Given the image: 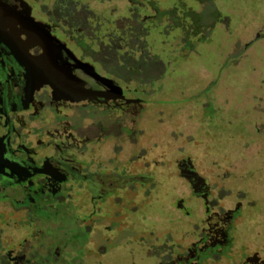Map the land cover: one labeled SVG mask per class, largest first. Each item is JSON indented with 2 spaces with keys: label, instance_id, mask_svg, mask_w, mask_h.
<instances>
[{
  "label": "flooded vegetation",
  "instance_id": "flooded-vegetation-1",
  "mask_svg": "<svg viewBox=\"0 0 264 264\" xmlns=\"http://www.w3.org/2000/svg\"><path fill=\"white\" fill-rule=\"evenodd\" d=\"M86 1L0 0V195L6 199L0 212L41 224L25 238L15 232L16 218L0 223V236L13 227L0 249L2 264H35V254L41 264H62L65 241L50 257L30 242L42 226L51 232L74 225L72 215L82 227L74 249L79 258L84 244L103 257L111 251L101 250L106 242L142 244L150 235L153 264H264L259 231L245 230L240 191L230 195L216 186L219 175L199 173L180 152L164 162L163 151H153L165 144L163 132L149 148L145 121L169 103L151 98L149 83L131 85L132 76L144 73L143 56L134 67L123 66L135 58L128 44L142 45L144 19L132 22L126 0L110 21L96 20V8L84 10ZM125 13L127 22H117ZM100 26L107 27L102 35ZM90 42L94 53L86 49ZM122 67L128 78L118 76ZM161 198L167 199L162 212L151 211ZM131 229L139 233H123Z\"/></svg>",
  "mask_w": 264,
  "mask_h": 264
},
{
  "label": "rangeland",
  "instance_id": "rangeland-1",
  "mask_svg": "<svg viewBox=\"0 0 264 264\" xmlns=\"http://www.w3.org/2000/svg\"><path fill=\"white\" fill-rule=\"evenodd\" d=\"M127 1L132 19L137 16L138 22L144 19L146 31L140 35L142 45L128 44L127 50L135 58L128 59L123 66L134 67L137 65L134 60L141 61L143 56L144 73L132 76L131 85L149 83L148 89L156 92L150 97L169 103L153 120L145 121V131L151 138L149 148L163 132L166 146L157 143L154 146L158 148L153 151H163L164 162L173 161L174 153L180 152L179 157L195 161L199 173L211 174L212 178L219 175L216 186L228 187L230 195L239 190L243 196L239 201L247 207L249 218L246 233L250 236L259 231L257 241L264 243V0ZM127 1L87 0L84 10L96 8L93 19L108 22L112 19L109 13L122 11ZM70 7L73 9V4ZM105 7L109 10L98 12ZM78 17L81 19L83 15ZM128 18L125 13L123 17L117 16V22H127ZM138 29L135 26V36L141 33ZM106 30L107 27L100 26L97 33L102 35ZM122 36L125 39V34ZM86 45L94 53L97 45L91 42ZM120 52L117 48L114 55ZM94 64L100 68L96 61ZM124 67L118 69L120 78H128ZM100 118L102 123H109L108 118ZM72 121L77 123L75 117ZM120 166L111 164L113 168ZM5 201L0 195V203ZM166 202L167 199L161 198L151 211L162 212L161 205ZM50 204L57 205L52 200ZM15 218L19 223L15 232H21L25 238L29 232L32 236L36 234V225L41 228L40 222L29 215L0 212V223L7 225ZM72 218L75 224H68L70 229L64 231L58 228L50 232L42 226L30 243L50 257L65 241L62 264H78L76 259L81 264H153L155 252L150 246L153 241L150 235L144 236L142 244L121 243L120 247L118 239L115 245L106 242L101 250L111 251L103 257H98L97 249L84 244L79 258L74 249L79 245L82 227L78 226L77 215ZM120 219L118 216V223ZM12 229L10 224L0 236V249ZM123 233L129 237L139 231L131 229ZM86 235L90 239V234ZM38 255L34 256L35 264H41Z\"/></svg>",
  "mask_w": 264,
  "mask_h": 264
}]
</instances>
